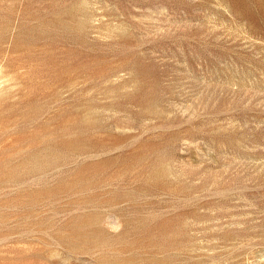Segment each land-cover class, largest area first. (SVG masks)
<instances>
[{"label":"rangeland","instance_id":"rangeland-1","mask_svg":"<svg viewBox=\"0 0 264 264\" xmlns=\"http://www.w3.org/2000/svg\"><path fill=\"white\" fill-rule=\"evenodd\" d=\"M0 264H264V0H0Z\"/></svg>","mask_w":264,"mask_h":264}]
</instances>
